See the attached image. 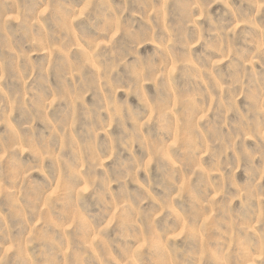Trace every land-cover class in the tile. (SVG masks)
<instances>
[{"label": "rangeland", "instance_id": "374dc122", "mask_svg": "<svg viewBox=\"0 0 264 264\" xmlns=\"http://www.w3.org/2000/svg\"><path fill=\"white\" fill-rule=\"evenodd\" d=\"M0 264H264V0H0Z\"/></svg>", "mask_w": 264, "mask_h": 264}]
</instances>
